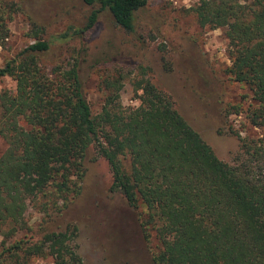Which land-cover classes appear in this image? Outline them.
Here are the masks:
<instances>
[{
    "label": "trees",
    "instance_id": "1",
    "mask_svg": "<svg viewBox=\"0 0 264 264\" xmlns=\"http://www.w3.org/2000/svg\"><path fill=\"white\" fill-rule=\"evenodd\" d=\"M24 3L0 0V46ZM147 4L74 0L78 21L55 34L27 15L31 42L0 69V77L15 82L13 91L0 93L6 145L0 153V264H85L74 244L76 224L51 229L45 223L53 219L48 210L60 215L81 194L92 150V162L102 158L109 166L110 191L141 208L144 244L152 236L157 241V251L148 249V258L139 254L131 264H264V139L238 137L232 164L223 162L145 69L132 81L137 106L121 103L124 77L106 76L101 111H91L85 96L90 71L84 76L90 31L106 12L115 26L135 34ZM190 11L200 27L223 30L226 72L250 92L246 107L232 109L264 129V0H197ZM61 51L64 59L46 69ZM29 203L47 216L36 231L25 219Z\"/></svg>",
    "mask_w": 264,
    "mask_h": 264
},
{
    "label": "rangeland",
    "instance_id": "2",
    "mask_svg": "<svg viewBox=\"0 0 264 264\" xmlns=\"http://www.w3.org/2000/svg\"><path fill=\"white\" fill-rule=\"evenodd\" d=\"M17 1L25 2L24 10H19L8 24L10 37L0 46V69L31 42L27 36L28 14L46 24L50 34L63 31L81 15L79 9L72 6L74 0ZM196 1L148 0L137 20L135 34L125 33L103 12L86 39L89 61L84 76L90 73L85 83V96L93 115H97L104 99L102 77L121 75L124 77L122 105L137 106L132 81L145 69V75L158 89L170 95L175 109L215 155L232 164L238 150V137L264 139V129L252 127L245 113L236 114L232 109L239 104L246 107L250 92L227 74L230 60L223 30L198 25L190 11ZM63 55L61 51L47 60L46 69L59 64ZM14 89L15 82L11 78L0 77V93ZM5 147L0 137V153ZM94 157L92 150L88 153L81 194L60 215L53 209L48 210L53 219L45 225L57 229L75 223L78 237L74 244L85 264H131L139 254L148 258V249L155 252L158 244L153 236L147 241L148 245L144 244L141 208L134 210L120 194L110 191L109 166L102 158L92 162ZM25 219L36 231L43 227L40 224H44L47 216L34 203H29ZM39 234L41 229L36 237ZM24 235L21 233L19 237ZM44 261L48 260L36 262Z\"/></svg>",
    "mask_w": 264,
    "mask_h": 264
}]
</instances>
